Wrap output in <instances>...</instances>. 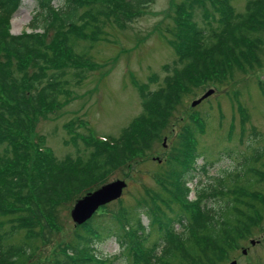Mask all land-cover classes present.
<instances>
[{
	"label": "trees",
	"instance_id": "obj_1",
	"mask_svg": "<svg viewBox=\"0 0 264 264\" xmlns=\"http://www.w3.org/2000/svg\"><path fill=\"white\" fill-rule=\"evenodd\" d=\"M23 1L0 0V143L8 142L12 152L0 158V213L8 217L0 221V264L32 263L35 234L51 239L60 227L59 207L101 187L116 162L149 149L190 87L218 80L221 74L222 80H233L236 69L245 72L263 63L264 0H248L238 16L230 12L229 0H184L177 4L183 23L182 28H173L179 57L166 68L172 69L170 80L157 89H149L147 84L140 89L143 110L121 138L88 141L86 137L85 142H94L87 159H57L44 144V137L34 135L33 130L38 114L55 110L70 93L68 70L81 75L88 69L79 60L75 63V56H89L76 49L79 41H95L105 20L127 22L152 0H56L58 5L55 0H35L30 31L14 34L9 22ZM199 119L185 125L169 167L173 176L167 190L171 198L183 203L192 191L187 182L194 178L190 171H195L193 160L199 156L194 142L203 129ZM263 150H256L258 160ZM249 163L246 158L242 169L253 175L248 184L239 187V172L229 185L223 179L219 187H196L195 204H183L194 208V213L188 209L191 218L186 221L183 211L176 214L181 232L169 221H159L161 242L147 246L155 223L151 217L156 214L154 206L140 203L134 207L135 219L129 212L126 215L104 206L100 213L76 225L72 235L57 246L51 264H117L122 256L132 258L130 264H218L250 232L261 209L245 198L256 199L257 194L247 191L251 184L264 181V171L253 173ZM259 200L264 203V198ZM144 215L151 217L150 225L144 224ZM9 222L11 226L6 228ZM22 228L28 237L12 242V234ZM103 236L115 237L119 254L98 253Z\"/></svg>",
	"mask_w": 264,
	"mask_h": 264
},
{
	"label": "rangeland",
	"instance_id": "obj_2",
	"mask_svg": "<svg viewBox=\"0 0 264 264\" xmlns=\"http://www.w3.org/2000/svg\"><path fill=\"white\" fill-rule=\"evenodd\" d=\"M182 1L152 0L127 22L119 23L113 18L105 20L95 41H79L76 49L86 51L89 56H75V63H85L88 69L81 71V75L75 74V69L68 70V77L72 80L70 93L62 98L55 110L38 114L33 130L34 135L44 137V144L57 159H87L93 151L94 142H85L86 137L88 141L91 138L105 139L106 136L111 140L112 137L121 138L125 128L143 110L140 89L145 84L149 89H157L170 80L172 69L166 68L179 57L178 48L173 44V28H182L183 16L177 10V4ZM247 1L229 0L233 8L230 12L238 16L239 12L245 10ZM54 3L58 5L56 0ZM35 10V0H24L9 22L10 31L14 34L30 31L28 24ZM261 57L262 65L254 64L245 72L236 69L235 74L231 75L233 80H222L224 77L221 74L222 78L218 80L212 79L190 87L149 149L119 163L114 159L116 165L102 184L123 179L127 186L121 197L101 206L97 213L107 206L104 209L121 211L126 215L129 212L128 216L135 219L132 215L134 207L140 203L150 208L154 206L156 214L153 213L151 217L155 223L146 241L147 246H152L155 241L161 242L159 221L167 220L181 232L182 225L177 222L176 214L183 211L186 221L191 218L194 208H186V205L195 204L196 187L212 184L219 187L223 179L229 185L239 172V187L248 184V179L253 175L242 170L246 158L250 159L253 173L255 170L264 171V150L260 160L256 157V150L264 149V85L261 83L264 81V50ZM211 88L214 89L211 95L192 106L193 100ZM197 119L203 123V129L194 139L199 156L193 160L195 171H190L194 178L187 182L192 191L183 203L171 198L167 190L171 187L173 176L169 167L177 152L175 145L180 133L186 124ZM28 150L32 152V147ZM6 154L12 155L9 143H0V158ZM261 176H264V172ZM251 186L247 193L257 194V197L253 199L246 195L245 198L257 203L260 212L250 232L218 264H229L233 259H237V264H264V203L259 200L264 198V181ZM218 194L221 196V193ZM223 199L219 198V201ZM74 204L72 201L59 207L60 227L51 239H42L43 234H35V237L38 236L33 239L36 252L30 264L54 262L57 246L65 242L76 228L71 215ZM208 205H212V200ZM151 217L144 215V224L150 225ZM7 219V214L0 213V221ZM113 222L114 228H118L119 224ZM10 226L11 222L5 224L6 228ZM108 227L106 225L105 228ZM27 237L26 229L22 228L12 234L11 241L20 243ZM102 238L97 244L99 254L114 257L120 253L121 248L115 237ZM252 240H255V244L251 243ZM244 249L246 253H243ZM130 262L133 259L129 261L126 256L116 260L117 264Z\"/></svg>",
	"mask_w": 264,
	"mask_h": 264
},
{
	"label": "water",
	"instance_id": "obj_3",
	"mask_svg": "<svg viewBox=\"0 0 264 264\" xmlns=\"http://www.w3.org/2000/svg\"><path fill=\"white\" fill-rule=\"evenodd\" d=\"M213 92V88L209 89L201 97L195 99L192 102V106H196ZM126 186L127 182L125 180L116 179L112 182L103 184L98 189L90 191L85 196L77 199L71 212L72 218L75 221L76 225L83 224L92 215H94V213L100 208V206L119 198ZM251 243L255 244V240H252ZM246 252L247 250L244 249L243 253ZM237 263L238 261L234 259L229 264Z\"/></svg>",
	"mask_w": 264,
	"mask_h": 264
}]
</instances>
